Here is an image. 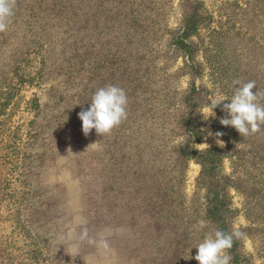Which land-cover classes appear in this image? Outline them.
Masks as SVG:
<instances>
[{"label": "rangeland", "instance_id": "obj_1", "mask_svg": "<svg viewBox=\"0 0 264 264\" xmlns=\"http://www.w3.org/2000/svg\"><path fill=\"white\" fill-rule=\"evenodd\" d=\"M10 5L0 264H264V0Z\"/></svg>", "mask_w": 264, "mask_h": 264}, {"label": "trees", "instance_id": "obj_2", "mask_svg": "<svg viewBox=\"0 0 264 264\" xmlns=\"http://www.w3.org/2000/svg\"><path fill=\"white\" fill-rule=\"evenodd\" d=\"M11 2H12V0H0V4L7 6L9 12H11L14 9V7L10 5ZM194 31H195V29L191 26V24L188 23V25H186V28L184 30V36L185 37H188L191 34H193ZM178 44L180 45V48H182V49L183 48H186V52L190 53V50L187 49V46L186 45H184V41L183 40H180ZM2 107L4 109L6 107V104H1L0 105V110H2L1 109ZM187 130L189 132L190 137L192 138L191 143L192 144L197 143V141H198V133H197L196 129L193 128L190 125V126H188ZM209 157L212 158V159L209 160ZM218 157H219L218 152H216V151H209L207 153V156L205 157L206 159L205 158H202V161L201 162L204 164V166H206V167H204L206 173L210 174V170L209 169H211L210 167H207L206 163L208 162L209 164L213 165V168L214 169H216V163H217ZM219 212H220V209H215V208L213 209V207L210 210V214L211 215H217V213H219Z\"/></svg>", "mask_w": 264, "mask_h": 264}]
</instances>
